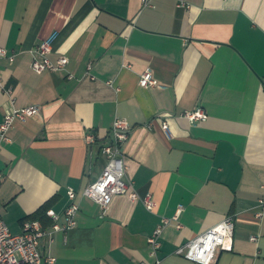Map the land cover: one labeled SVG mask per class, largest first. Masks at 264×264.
Returning a JSON list of instances; mask_svg holds the SVG:
<instances>
[{
    "label": "crops",
    "instance_id": "1",
    "mask_svg": "<svg viewBox=\"0 0 264 264\" xmlns=\"http://www.w3.org/2000/svg\"><path fill=\"white\" fill-rule=\"evenodd\" d=\"M53 35L48 58L69 63L36 73ZM0 41L14 57L0 60V124L40 109L0 136V213L13 234L27 220L50 229L51 210L66 224L72 188L76 226L41 241L55 264H153L148 239L164 220L162 264H197L177 250L228 217L234 250L215 264H264V0H0ZM198 110L205 120L184 117ZM117 119L132 128L127 179L153 212L118 196L104 213L82 197L108 165Z\"/></svg>",
    "mask_w": 264,
    "mask_h": 264
},
{
    "label": "built area",
    "instance_id": "2",
    "mask_svg": "<svg viewBox=\"0 0 264 264\" xmlns=\"http://www.w3.org/2000/svg\"><path fill=\"white\" fill-rule=\"evenodd\" d=\"M148 3V0H144ZM55 35L51 36L37 48L32 69L36 73L58 72L64 69L68 63V58H61L57 64L51 62L48 55L51 53ZM9 58L12 62L14 57H8L7 50L0 41V60ZM143 88L155 85L154 76L151 71H146L140 80ZM11 93V91H9ZM40 112L38 107L32 106L22 110H12L0 124V136L5 139L7 133L13 127L16 120L27 121ZM190 121L205 120L207 116L201 110L187 112L184 115ZM162 129L168 136H171L170 126L162 118ZM132 128L123 119H117L114 123L110 143L102 147L103 154L108 158V165L97 182L90 185L83 193L82 197L96 202L104 213H107L113 199L118 196H126L132 201L141 200L145 208L153 212L157 203L152 195L141 199L135 191L133 184L127 179L126 158L122 152L123 144L128 140ZM89 144L95 142L94 136L87 138ZM68 197L70 204L65 211L66 224L59 223V216L55 212L48 211L47 216L53 220L50 229L44 228L40 221L27 220L23 224L21 234H13L5 223L0 213V264H55L56 260L42 254L41 241L46 237H51L55 232H65L76 226V217L80 211L79 195L69 188ZM169 220H164L153 235L148 239L150 246V256L154 259L153 264H162L159 256L161 250V235ZM235 223L232 217L226 218L217 226L206 231L196 239L188 242L177 250V255L195 262L197 264H215L219 252H233L234 250ZM253 240H256L253 238ZM141 264H150L142 262Z\"/></svg>",
    "mask_w": 264,
    "mask_h": 264
},
{
    "label": "trees",
    "instance_id": "3",
    "mask_svg": "<svg viewBox=\"0 0 264 264\" xmlns=\"http://www.w3.org/2000/svg\"><path fill=\"white\" fill-rule=\"evenodd\" d=\"M41 218V216L36 217V219Z\"/></svg>",
    "mask_w": 264,
    "mask_h": 264
}]
</instances>
